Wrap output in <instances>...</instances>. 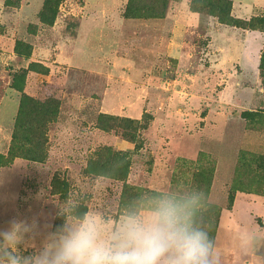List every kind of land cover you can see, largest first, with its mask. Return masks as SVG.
<instances>
[{"label":"rangeland","instance_id":"374dc122","mask_svg":"<svg viewBox=\"0 0 264 264\" xmlns=\"http://www.w3.org/2000/svg\"><path fill=\"white\" fill-rule=\"evenodd\" d=\"M6 1L0 109L14 115L28 97L47 112L35 124L48 139L45 161L0 168V229L13 219L37 225L23 255L63 224L59 207L115 212L126 187L202 189L215 240L238 193L264 197V169L249 163L264 157V45L251 69L264 31L226 25L211 5L195 12L193 0H138L164 13L141 19L124 17L130 0ZM229 1L235 18L264 17V0ZM28 108L23 137L34 125ZM19 110L0 125L4 155Z\"/></svg>","mask_w":264,"mask_h":264},{"label":"clouds","instance_id":"9594fccd","mask_svg":"<svg viewBox=\"0 0 264 264\" xmlns=\"http://www.w3.org/2000/svg\"><path fill=\"white\" fill-rule=\"evenodd\" d=\"M62 225L41 247L23 255L21 245L36 235V222L11 220L0 229V264H223V254L205 222L207 196L198 188L141 190L113 212H79L69 201ZM259 238L246 231L240 246L247 252Z\"/></svg>","mask_w":264,"mask_h":264},{"label":"trees","instance_id":"16d2710c","mask_svg":"<svg viewBox=\"0 0 264 264\" xmlns=\"http://www.w3.org/2000/svg\"><path fill=\"white\" fill-rule=\"evenodd\" d=\"M19 2L21 0H18ZM13 3L11 0L6 1V5L8 7H17L18 3ZM140 1L138 0H130L128 8L124 13V17L126 19H141L147 17H163L164 13H150L148 10H143L140 7ZM163 4H166L163 3ZM206 5H211L213 10L215 11V15L219 17L222 23L239 28H246L252 30H260L264 31V17H255L252 18L250 21H244L232 16V8L233 4L232 1L229 0H193L191 8L193 11H196L198 8H204ZM19 44L17 49L19 50ZM19 52V51H18ZM263 63H264V54H263V61H262V70H263ZM29 107V108H28ZM28 112L31 114L33 118V123L31 129L28 131L30 134L28 137H23L21 131L24 130L23 125V117ZM43 107L37 104L34 100L29 99L28 97L24 98L21 103L20 107V114L19 118L17 119L16 123V131L13 137V145L7 155L0 154V168H5L11 166L16 159L22 158L27 161L31 162H39L43 163L46 159V144L48 139L46 137V132L40 131L44 126H41L40 123L37 125L39 114L47 115L46 110H42ZM52 113V112H51ZM114 162H122V156L119 154H110ZM249 163H253L259 169H264V157H253L249 159ZM122 170V169H120ZM124 170V169H123ZM127 177H125L126 179ZM123 179V180H125ZM56 193L57 190H54ZM141 189H131L126 187L124 194H123V202L129 199L134 198ZM62 193V192H61ZM122 202V204H123ZM79 212H85V207H79Z\"/></svg>","mask_w":264,"mask_h":264},{"label":"crops","instance_id":"0c3cea01","mask_svg":"<svg viewBox=\"0 0 264 264\" xmlns=\"http://www.w3.org/2000/svg\"><path fill=\"white\" fill-rule=\"evenodd\" d=\"M116 1H120L121 3L123 0ZM109 20L112 21L113 18L110 17ZM96 21L98 20L96 19ZM116 23L120 26L118 28L121 29L126 24L120 18L116 19ZM263 45L264 37H262L260 47L257 49L258 53L256 57L252 59L254 66L251 69L257 68ZM248 60L251 59L249 57L246 58L247 65ZM18 110L19 102L14 104V115L11 108L6 110L2 107L0 109V125L14 121ZM7 150V147H5L3 141L0 139V153L5 154ZM246 206H253L254 209L244 208ZM244 231L253 233L259 238L258 243L247 252L242 250L240 246V235ZM216 242L223 254V264H264V197L238 193L232 208L223 210L221 213Z\"/></svg>","mask_w":264,"mask_h":264}]
</instances>
